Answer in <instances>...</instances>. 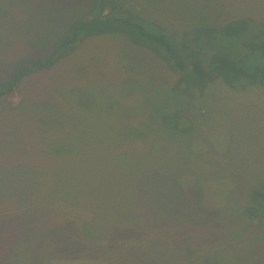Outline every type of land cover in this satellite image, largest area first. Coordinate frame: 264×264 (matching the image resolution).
Listing matches in <instances>:
<instances>
[{
  "label": "rangeland",
  "instance_id": "374dc122",
  "mask_svg": "<svg viewBox=\"0 0 264 264\" xmlns=\"http://www.w3.org/2000/svg\"><path fill=\"white\" fill-rule=\"evenodd\" d=\"M118 1L177 40L202 24H264V0ZM89 8L0 0V81ZM176 81L126 38L90 37L0 100V264H264V222L244 214L264 183V86L214 82L186 103L180 135L151 116L162 98L177 106ZM61 221L92 237L63 247Z\"/></svg>",
  "mask_w": 264,
  "mask_h": 264
},
{
  "label": "trees",
  "instance_id": "16d2710c",
  "mask_svg": "<svg viewBox=\"0 0 264 264\" xmlns=\"http://www.w3.org/2000/svg\"><path fill=\"white\" fill-rule=\"evenodd\" d=\"M108 8L109 12H106ZM251 22L249 18H240L220 25L202 24L193 36L183 32L177 40L165 28L145 20L118 0H90L89 16L73 20L65 35L53 44L47 54L27 60L0 81V100L13 94L26 77L52 69L86 39L118 35L150 51L176 74L177 81L170 92L177 99V106L174 110L164 111L165 100L162 98L151 116L157 117L160 128L187 134L191 127L187 125L190 119L184 109L186 103L197 95H203L214 82L221 80L229 88L239 91L252 85L264 86V24H256L253 30ZM128 127L131 132L133 128ZM134 132L143 141L148 137L144 130L134 129ZM65 147L60 153L67 152L70 146ZM60 195L70 193L60 192ZM78 196L82 199V194ZM250 197L251 203L244 209V214L252 223L264 222V183L254 188ZM51 225L64 236H71L72 240L63 241V247L71 243L80 245L73 227L64 221ZM87 229L82 226L81 235L92 237L90 229ZM204 258L211 264V256Z\"/></svg>",
  "mask_w": 264,
  "mask_h": 264
},
{
  "label": "crops",
  "instance_id": "0c3cea01",
  "mask_svg": "<svg viewBox=\"0 0 264 264\" xmlns=\"http://www.w3.org/2000/svg\"><path fill=\"white\" fill-rule=\"evenodd\" d=\"M75 210H77V208H75ZM76 223H77V222H75V221H74V223H73V225H74V231H75L76 233H77V231H78L79 235L82 236V235H81V229H80V228H82V227H79ZM75 232H74V233H75ZM74 233H73V235H74ZM76 233H75V235H77ZM77 236H78V235H77Z\"/></svg>",
  "mask_w": 264,
  "mask_h": 264
}]
</instances>
